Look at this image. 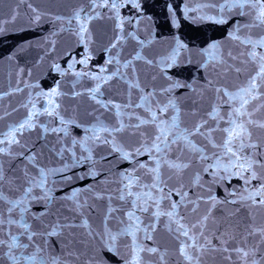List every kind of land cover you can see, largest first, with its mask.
<instances>
[{"label":"snow or ice","instance_id":"1","mask_svg":"<svg viewBox=\"0 0 264 264\" xmlns=\"http://www.w3.org/2000/svg\"><path fill=\"white\" fill-rule=\"evenodd\" d=\"M20 5L37 26L49 16L30 0H17L4 23L17 20ZM129 6L141 7L139 0H77L67 15L50 16L51 37L67 33L84 49L68 69L52 64L62 76L76 64L88 68L93 21H112L113 35L100 49L104 63L96 72H74L77 81L92 82L83 91L74 82L71 91L92 102L87 123L62 108L69 93L59 82L29 92L17 106L0 104V264H109L107 253L120 264H168L170 257L175 264H264V0L203 5L220 15L199 19H246L228 32L235 51L216 41L199 51L208 75L195 87L168 71L183 63L187 45L174 38L166 54L149 57L145 48L153 40L137 34L140 18L121 15ZM45 40L55 51L56 39ZM129 41L136 47L125 56ZM24 51L7 57L17 63L16 86L0 91V102L39 87L24 80L32 75L19 65ZM139 62L157 70L152 86L141 81ZM158 78L165 81L159 87ZM113 90L121 99L110 98ZM208 92L210 108L201 114ZM74 128L83 134L74 135ZM110 157L130 167L114 171ZM103 161L106 170L97 168ZM85 179L95 185L72 187ZM99 201L105 209L94 224ZM161 226L173 247L157 242Z\"/></svg>","mask_w":264,"mask_h":264},{"label":"water","instance_id":"2","mask_svg":"<svg viewBox=\"0 0 264 264\" xmlns=\"http://www.w3.org/2000/svg\"><path fill=\"white\" fill-rule=\"evenodd\" d=\"M34 6H38L41 11L49 13L40 24L37 26L29 22L30 15L26 5L19 6V13L15 22L4 23L10 21L12 10L17 8V0H4L0 4V27L4 28L0 32V91H7L9 87L16 86L15 69L16 61H9L7 57L14 53H18L23 47L26 51L18 57L20 66L26 69L31 68V77L25 76L24 80L30 85H39L36 89L25 88L24 92L13 97H6L3 102H0L5 108L9 105L17 106L20 102L26 100L29 92L39 90H50L59 82L61 90L68 92L69 95L62 99V108L68 110V115L75 116L81 123H87L89 117L87 112L92 109V102L86 95L72 98V85L76 83V91H83L92 86V82L87 78H81L77 81L74 75L75 71H98V66L104 63L105 53L100 49L104 44H107L108 39L113 35L112 21L103 19L93 21L91 28L95 43L92 45L93 59L90 61L88 68L83 65L76 64L74 70H68L65 75H61L52 68L53 63H57L62 69H68V63L71 57L80 59V55L84 49L75 43V39L69 37L67 33L59 37H51V32L54 31L53 23L50 16L67 15L69 9L77 4V0H30ZM221 0H139L140 10L131 8L121 9V15L125 17H139L140 25L138 35L141 39H151L153 43L145 48V53L149 57L158 58L160 55L166 54L173 44L174 38H178L187 45L190 52H182L181 59L183 63L169 69V75L181 82H189L194 84L201 75L205 72L199 65L201 56L198 54L203 48H206L210 43L216 41L221 42L225 49H230L234 43L228 40V32L233 28L234 24L239 21L243 23L246 18L232 15L225 24L215 23L210 19H199L200 16H219L218 9L212 7H203L205 4H219ZM172 9L174 16L169 9ZM192 11H185V9ZM105 12L107 10H104ZM227 15V13H225ZM196 18V19H193ZM178 22L179 27L175 26ZM56 39L55 51H49L50 45L45 38ZM31 45V47H28ZM136 47L135 43L129 41L123 55L127 56ZM70 54V55H69ZM44 57L43 60L40 58ZM191 61V62H189ZM141 81L152 86L150 79L151 75L158 74L154 68H149L142 62L138 63ZM11 73V75H9ZM162 78H158L155 82L156 86L164 84ZM20 87H24L21 83ZM186 92L187 90H182ZM179 94V93H178ZM121 99L120 95L113 90L111 97ZM40 103H43L41 101ZM39 107V104H38ZM10 110V109H9ZM23 109L20 113H14L8 120L18 119L23 114ZM74 135H82V130L79 128L72 129ZM99 154L103 155L104 151L99 150ZM114 171L123 169L127 162H117L114 157L109 158ZM109 167L107 161L98 163V169L106 170ZM85 169H76L77 172H83ZM97 179H103V176ZM93 184L92 179L76 181L72 187H84L85 185ZM69 189L64 188L67 192ZM57 196L61 193L57 192ZM39 206H37V210Z\"/></svg>","mask_w":264,"mask_h":264}]
</instances>
